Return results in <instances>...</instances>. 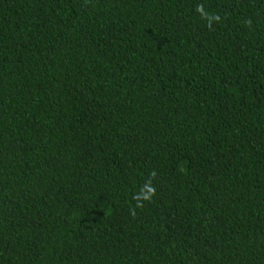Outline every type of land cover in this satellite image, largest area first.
Returning <instances> with one entry per match:
<instances>
[{
  "label": "trees",
  "instance_id": "16d2710c",
  "mask_svg": "<svg viewBox=\"0 0 264 264\" xmlns=\"http://www.w3.org/2000/svg\"><path fill=\"white\" fill-rule=\"evenodd\" d=\"M0 264H264V0H0Z\"/></svg>",
  "mask_w": 264,
  "mask_h": 264
}]
</instances>
